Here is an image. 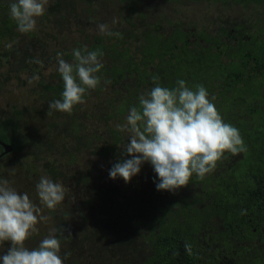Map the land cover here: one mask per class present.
Returning a JSON list of instances; mask_svg holds the SVG:
<instances>
[{"label": "trees", "instance_id": "trees-1", "mask_svg": "<svg viewBox=\"0 0 264 264\" xmlns=\"http://www.w3.org/2000/svg\"><path fill=\"white\" fill-rule=\"evenodd\" d=\"M169 1L181 3L187 0H164V3L162 0L156 1L153 11L158 13L154 15L146 10L149 6H144L143 0H118L113 7L112 4L104 7L100 23L113 24L110 12L112 9L119 12V18L115 19L117 23L110 27L112 31L120 32L124 24L143 27L141 33L125 31L122 38L100 34L97 26L89 22L95 15L90 10L94 0H52L41 16L44 21L41 22L42 27H46L43 23L51 18L61 17L64 21L67 14L73 13L78 18L77 22L64 23L70 29L67 32L60 28L51 30L53 33H63L67 39L73 37L70 40L73 42L71 46L59 44L49 49L46 42L38 41L41 51L61 53L62 58L69 63L73 62V49L86 46L89 51L103 52L100 57L103 67L97 73L100 84L84 96L91 98V110L78 104L71 114L52 111L51 115H46L49 102L60 99L63 91V81L56 69L48 78L42 77L38 82L42 94L41 103L36 106L40 114L48 118L56 116L58 122L51 120L49 126L59 134L58 139L62 140L68 164L77 162L81 153L91 151L103 158L107 166L95 171L97 163L92 161L86 170L80 172L77 180V184L81 181L87 184L89 179L96 180L95 184H90L92 196L86 200L89 209L82 213L78 195L76 203L79 205L77 216L81 218L82 224L91 222L96 227L92 232L97 237L94 239L97 243L90 247L89 252L96 255L93 252L97 249L96 256L100 264H110L102 252L113 254L112 245L108 241L111 238L109 234L113 233V224L117 221H124L127 225L126 229L120 231L121 243L126 240L138 243L137 235L150 239L156 258H160L155 264L194 263L196 255L205 249V245L201 244L200 230L207 225L206 217H226L230 225L235 226L234 232L242 228V232L247 235H251V232L264 233V21H261L260 29H254L253 24H248L253 29L250 31L244 28L245 24L227 20L218 27V33L210 35L205 25L197 27L191 22L186 25L184 17H177L178 9L170 10L171 6L166 5ZM212 1L220 7L228 6L231 9H235L236 4L242 7L264 4V0ZM120 3L127 7L129 14L125 13V9L118 10ZM85 4L88 6L87 19L77 14L79 7ZM102 14L107 17H102ZM0 16V38L5 39L6 33H9L10 38L17 25L10 18L7 4L2 0ZM59 22L57 19L54 21L56 24ZM49 37L56 39L54 35ZM17 44V41L11 42V48L0 51V60H4L3 54L16 52ZM35 48L29 47L23 54L19 50V59L24 61L25 66H30L28 60L34 63L41 59L33 54ZM43 59L45 64L56 60V55H47ZM154 76L159 77L161 87L169 89L176 87V81L181 79L193 90L196 85L204 86L209 98L215 97L212 102L224 122L239 130L246 151L237 155L225 153V158L217 162L212 173L202 180L194 174L187 187H181L174 193L156 190L153 182L156 174L148 163L141 166L133 182V179L125 183L122 178H108L109 169L120 159L121 147L127 142V134L118 131L117 125L126 122L130 107H138L140 94L155 86L152 80ZM105 80L110 83L105 84ZM24 110L15 109L11 115L0 119V141L11 145V152L17 150L27 138L22 135V129L19 133L18 118ZM60 116L64 120H59ZM40 168L54 179L66 176L58 170L55 161L49 158H43ZM197 186L203 190L204 197L201 198L200 193L193 190H197ZM119 196H123L122 199H128L129 196L140 200L142 208L121 204L122 212L120 215L115 213L113 206L119 201ZM70 198L75 201L74 195H70ZM146 198L148 201H145ZM61 214L57 217V229H66L63 235H57L64 246L69 233L72 234L67 229V223L69 219L72 220L75 212L64 210ZM65 217L68 219L62 220ZM253 227L256 231L252 230ZM146 229L148 232L144 234ZM90 237L91 234L87 233L86 238ZM186 242L192 245V256L185 251ZM228 245L231 252L228 258L231 261L232 255V264H264V245H258L254 251L246 244H236L230 237ZM73 249L80 250V246L61 251V255L70 253L66 264L76 263V258L71 261L74 257Z\"/></svg>", "mask_w": 264, "mask_h": 264}, {"label": "clouds", "instance_id": "clouds-1", "mask_svg": "<svg viewBox=\"0 0 264 264\" xmlns=\"http://www.w3.org/2000/svg\"><path fill=\"white\" fill-rule=\"evenodd\" d=\"M47 4L48 0H13L9 16L18 31L26 34L36 29L37 18L45 14ZM112 23L117 21L113 19ZM97 29L105 36L122 38L107 23L98 24ZM72 56L73 62L69 63L61 53L56 55L63 91L60 99L49 102L46 115L52 111L71 114L76 105L85 103V94L100 84L97 73L103 67V52L89 51L85 46L73 49ZM152 80L155 86L140 94L138 107H130L126 122L117 125L118 131L127 134V142L121 147L120 159L108 171L110 179L122 178L128 183L148 163L156 174V190L174 193L187 187L194 174L202 180L212 173L225 153L246 151L239 130L224 122L212 102L215 97L209 98L204 86L196 85L193 90L181 79L169 89L160 86L158 76ZM35 189L40 205L48 210H54L65 198L64 187L47 177L42 176ZM41 212L27 193L18 192L7 179H0V248L9 242L6 253L0 255V264H64L70 253L61 256L57 235H63L64 228H52L35 248L25 246V241L38 233L37 224L47 219ZM184 248L189 256L193 255L190 243L186 242Z\"/></svg>", "mask_w": 264, "mask_h": 264}, {"label": "rangeland", "instance_id": "rangeland-1", "mask_svg": "<svg viewBox=\"0 0 264 264\" xmlns=\"http://www.w3.org/2000/svg\"><path fill=\"white\" fill-rule=\"evenodd\" d=\"M156 1L160 0H143L142 2L144 6H149L146 7L153 15L158 13L153 11ZM2 2L6 3L9 9V5L13 2V0H2ZM51 2L52 0H48L46 7H48ZM117 2L118 0H94L93 5L89 8L91 12L94 11L95 15L93 16L92 21L89 20V22H93L96 26L100 24L101 11L103 8L111 4V7H113ZM162 2L164 3V0H162ZM166 5L171 6L170 10L178 9L176 15L177 17H184V23L186 25L191 22L197 27L202 25L207 26L210 30V35L218 33V27L224 25L227 20L232 19L238 24H245L244 28L247 27L250 31H253V29L248 27V24H253L254 29H260L262 27L261 21H264L263 3L260 5L250 4L246 7L236 4L235 9H231L228 6L220 7L218 3L213 2L212 0H187L182 1L181 3H172L169 1ZM117 7L118 10L125 9V13L129 14L127 7H125L123 3H120ZM87 8L88 6L86 4L79 7L77 14H80V18H88L86 11ZM110 16L113 19H118L119 12L112 9ZM102 17H107V15L102 14ZM55 19L60 22L58 24L54 23ZM77 20L76 16L71 13L67 14L64 21L61 17L51 18L43 23L46 27H42L41 22L44 21L42 17H39L37 18L36 29L32 31L31 34L28 35V33H20L16 26L13 29L15 33L11 35L10 38L9 33H6L7 36L5 39L0 38V51H6L5 49L7 48V45L5 42H7L8 45L14 41H17L18 43V49L16 52L12 51L7 55L3 54L2 57L4 60H0V119H5L7 116L11 115L10 113L15 109L24 108V112L18 118L20 123L19 133H21L20 129H22V135L28 138H25L24 143L14 152L9 150L8 152L2 154L3 150L1 149L0 144V153L2 154L0 155V179H7L10 182V185L18 192L27 193L33 203L42 208L41 215L47 217L46 220L37 224V228L39 230L38 233L32 234L25 241L26 247L29 249L37 247L39 242L49 234L52 228H57L59 225L57 217L62 216L61 212L64 210H71V212H75V214H73L72 220H68L67 229L72 234L70 235L69 233L67 243H64V246L61 245V251L65 250L66 248L64 247H67V245L73 248H78V246H80V250L73 249L74 257L71 261H74L76 258L75 264H100L98 262V256H96L98 255L97 249H94L93 252V254L96 255H91L89 252L90 247L96 246L97 243V241L94 240L97 237H95L92 232V229H96V227H94L91 222L82 224L81 218L77 216L79 205L76 203L78 195V201L82 205V213L84 214V211L89 209V205L86 200L91 198L92 187L90 184H95L96 180L89 179L87 184L82 181L77 184V180L79 179L80 172L86 170L87 166L91 165L92 161L97 163L95 171L101 167H105L106 165L103 163V158H99V155L93 154L91 151L81 153V158H79L77 162H74V164H68L67 159L64 157L62 140L58 139L59 134L56 133V130L54 131L49 126L51 120L58 122L56 116L54 118H48L40 114L36 109V106L41 103L40 94H42L38 82L42 77L48 78L49 75L58 67L57 60H51L45 64L43 63V58L47 55L54 56L57 55V53H51V51H41L38 41L46 42L49 49L59 44L65 47L71 46L73 42H70V40H73V37L67 39L63 36V33H53L51 30L54 28H60L63 32H67L70 29L64 23L68 21L74 23L77 22ZM1 21L2 16H0V22ZM108 25L109 27L115 26V24L109 23ZM142 29V26L132 27L128 24H124L122 25L120 33L123 34L125 31L141 33ZM47 33H49V35ZM36 35H38L37 38ZM52 35L56 37L55 40L49 37ZM29 47H36L33 54L41 57V59L34 61V63L33 60H28V62H30V66L28 64L25 66L24 61L19 59V57H21L19 50L21 49L22 52H20L23 54ZM36 68L38 69L36 70ZM54 75L55 74L52 76ZM84 101L85 103L81 105L85 109L91 110V98H84ZM58 119L64 120V117L60 116ZM43 158H49L50 160L55 161L58 170L64 172L66 176L54 179L51 175H47V173L40 168ZM105 168H107V166ZM42 176L50 178L53 182L60 183L65 189V198L63 202H61L54 210L43 208V206L40 205L39 198L36 194L35 185L39 182ZM107 177L109 178V176ZM91 178H93V176ZM133 181L134 179L132 182ZM195 192L201 193L202 191L197 188ZM70 195H74L75 201H72ZM122 197L123 196H119L117 199L119 201L113 206L115 213L120 215L122 212L121 204L128 207H137L138 209L142 208H140V200L133 199L129 196L128 199H122ZM145 201H148V199L146 198ZM91 203H93V201ZM67 219L68 218L65 217L62 220ZM125 227L127 228V225L124 221H117V231H115L117 234L115 235V238L113 233L109 234L111 235L109 237L112 238L108 241L109 244L112 245L113 250L111 251L116 252L117 255H113L108 252H102V255L110 260V264H126L127 262V257L125 258V256L128 247H125V244L123 245V243H119L121 242L119 235L122 233L120 231H122ZM147 232L148 229L144 231V234H147ZM87 233L91 234L90 238H86ZM72 236L75 237L74 240H72ZM131 238L132 237H130V239ZM137 238H139L138 243L131 241L129 247H132L136 257L143 261L147 258V255L150 254L148 252L151 245L147 239L140 237V235H137ZM114 244L117 246L116 249H114ZM8 246L9 242H5L3 248H0V255L6 253ZM63 255L64 254L61 256L63 257ZM114 258L117 260L113 262ZM67 259H64V264H66Z\"/></svg>", "mask_w": 264, "mask_h": 264}, {"label": "flooded vegetation", "instance_id": "flooded-vegetation-1", "mask_svg": "<svg viewBox=\"0 0 264 264\" xmlns=\"http://www.w3.org/2000/svg\"><path fill=\"white\" fill-rule=\"evenodd\" d=\"M146 10L148 11L147 8ZM189 188L192 189V187ZM197 188L203 192V190L199 186H197ZM193 190L196 191L195 188H193ZM202 192L201 193L198 192L200 193L201 198L205 196ZM205 223H207V225H205L204 229L200 230V236L202 237L201 244L205 245V249L201 251L202 253L196 255V260L192 264H232V260H233L232 255H231V261L228 258V253L230 252L228 245V237L233 238L235 243L238 245H245V244L248 245L254 251L258 245L260 246L264 245V233L261 234L258 232L255 233L251 232L252 233L251 235H247L246 233L242 232V228H239L240 231L237 230L236 232H234L235 226L232 227V224L230 225L229 220H227L226 217H223L222 215L215 217H206ZM116 224L117 222L113 224L114 238L115 235L117 234V232H115L117 231ZM252 230L256 231V228L253 227ZM213 236L215 237L212 238ZM147 240L151 245L150 239ZM211 240H215V241L211 242ZM131 241L136 243L135 240H126L125 242H123V245L125 244V247H128L125 256V258L127 257L126 264H155V262H157V259L160 260L159 257L156 258L155 251L153 250V247L151 245L148 252L150 254L147 255V258L145 260L141 261L138 257H136L134 253V249H132V247H129ZM65 243H67V241ZM68 247L70 246L67 245L66 248ZM116 248L117 246L114 244V249ZM113 255H117V253L113 252ZM153 258L155 260H153ZM116 260L117 259L114 258L113 262ZM111 264H116V263H111Z\"/></svg>", "mask_w": 264, "mask_h": 264}, {"label": "water", "instance_id": "water-1", "mask_svg": "<svg viewBox=\"0 0 264 264\" xmlns=\"http://www.w3.org/2000/svg\"><path fill=\"white\" fill-rule=\"evenodd\" d=\"M0 144H1L2 148H3L2 154L8 152L12 148L11 145L6 144L5 142L0 141ZM2 154L0 153V155H2Z\"/></svg>", "mask_w": 264, "mask_h": 264}]
</instances>
